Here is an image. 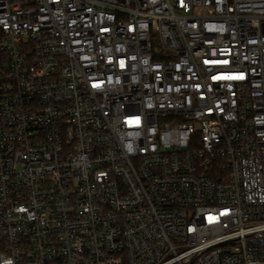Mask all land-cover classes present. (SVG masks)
<instances>
[{"label":"built area","instance_id":"obj_1","mask_svg":"<svg viewBox=\"0 0 264 264\" xmlns=\"http://www.w3.org/2000/svg\"><path fill=\"white\" fill-rule=\"evenodd\" d=\"M0 264H264V0H0Z\"/></svg>","mask_w":264,"mask_h":264}]
</instances>
